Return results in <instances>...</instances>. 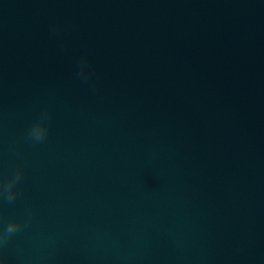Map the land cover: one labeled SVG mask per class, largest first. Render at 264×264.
Instances as JSON below:
<instances>
[{
    "label": "water",
    "instance_id": "95a60500",
    "mask_svg": "<svg viewBox=\"0 0 264 264\" xmlns=\"http://www.w3.org/2000/svg\"><path fill=\"white\" fill-rule=\"evenodd\" d=\"M0 264H264V0H0Z\"/></svg>",
    "mask_w": 264,
    "mask_h": 264
}]
</instances>
